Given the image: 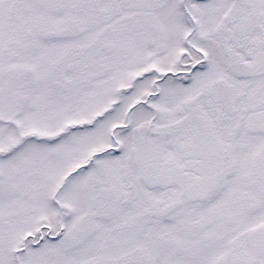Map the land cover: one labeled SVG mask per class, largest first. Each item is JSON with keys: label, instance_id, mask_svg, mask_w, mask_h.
Wrapping results in <instances>:
<instances>
[{"label": "snow or ice", "instance_id": "snow-or-ice-1", "mask_svg": "<svg viewBox=\"0 0 264 264\" xmlns=\"http://www.w3.org/2000/svg\"><path fill=\"white\" fill-rule=\"evenodd\" d=\"M0 264H264V0H0Z\"/></svg>", "mask_w": 264, "mask_h": 264}]
</instances>
